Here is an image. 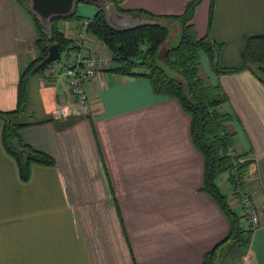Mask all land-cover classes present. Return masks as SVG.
Segmentation results:
<instances>
[{"label":"crops","instance_id":"1","mask_svg":"<svg viewBox=\"0 0 264 264\" xmlns=\"http://www.w3.org/2000/svg\"><path fill=\"white\" fill-rule=\"evenodd\" d=\"M190 1L121 0L116 9L148 21L138 12L179 16ZM97 10L78 4L82 19L61 32L73 40L78 22ZM190 23L198 38L220 46V67H235L246 39L264 37V0H201ZM36 38L25 5L0 0V111L16 108L19 75L37 55ZM199 69L228 98L223 110L233 116L237 151L252 162L244 190L262 217L247 249H232L216 264H238L246 253L264 264V86L248 71L215 76L204 54ZM44 82L40 75L29 80L25 107L32 122L44 123L22 130L20 139L53 165H32L22 182L0 141V264H204L229 224L201 191L203 158L179 104L155 95L143 77L107 70L84 86L89 114L61 119L55 111L67 106L68 92Z\"/></svg>","mask_w":264,"mask_h":264},{"label":"trees","instance_id":"2","mask_svg":"<svg viewBox=\"0 0 264 264\" xmlns=\"http://www.w3.org/2000/svg\"><path fill=\"white\" fill-rule=\"evenodd\" d=\"M18 1L25 5L33 18L37 30L34 42L37 55L19 75L16 108L12 111H0V141L5 152L14 160L19 179L26 182L30 178L32 165H53V160L48 155L32 149L20 139L22 130L44 123L32 122L31 116L26 114L28 82L34 76L42 77L45 67H41L40 63L47 56L51 45H56L59 53L70 49L72 40L61 32L59 21L82 18L76 15L75 9L68 19L52 20L47 33L28 10L27 1ZM120 1L109 0L115 6ZM200 2L201 0H191L179 16H151L138 12L150 22L123 31L111 28L106 21L104 8H98L87 31L111 52L109 72L147 79L155 95L175 100L189 116L190 139L204 162L201 191L218 206L229 224L227 237L204 255V264H216L224 253L232 249H247L252 234L249 226L242 225L244 218L232 209L228 196L223 194L216 180L226 173L227 183L232 190L245 192L247 174L252 162L245 154L237 151L236 134L229 127L233 116L223 110L228 102L225 92L219 85H210L199 75L200 54L209 59L215 76L248 71L264 86V37L256 35L246 39L240 52L239 65L231 68L220 67L217 61L220 46L208 37L198 38L190 23ZM172 24L176 27L171 26ZM172 32H177V43L167 47L166 44L174 41ZM45 122L54 120L48 119ZM58 125L61 128L66 127V123ZM229 149L236 151L233 157L227 155ZM240 159L243 160L242 163H238Z\"/></svg>","mask_w":264,"mask_h":264},{"label":"built area","instance_id":"3","mask_svg":"<svg viewBox=\"0 0 264 264\" xmlns=\"http://www.w3.org/2000/svg\"><path fill=\"white\" fill-rule=\"evenodd\" d=\"M89 24V19L79 21L70 49L65 50L57 60L45 66L42 75L44 83L55 87L63 85L70 97L67 106H60L55 111L57 118L88 115L90 112L89 96L84 86L90 84L101 72L110 68L111 52L89 39L87 31ZM235 154L234 149H229L227 152L230 157ZM242 161L240 159L238 163ZM232 197L235 198L232 209L247 221L252 232L259 229L262 225L261 211L253 196L247 192L232 190L229 198ZM238 264H255V261L250 254L246 253L239 258Z\"/></svg>","mask_w":264,"mask_h":264},{"label":"water","instance_id":"4","mask_svg":"<svg viewBox=\"0 0 264 264\" xmlns=\"http://www.w3.org/2000/svg\"><path fill=\"white\" fill-rule=\"evenodd\" d=\"M27 1L28 10L35 16L44 32L49 33L51 21L54 19H68L74 13L78 4H89L97 8H104L108 25L119 31L134 28L140 24L150 22L131 20L127 14L119 13L116 6L109 0H23ZM59 58L56 45H51L47 56L40 63L45 67Z\"/></svg>","mask_w":264,"mask_h":264},{"label":"rangeland","instance_id":"5","mask_svg":"<svg viewBox=\"0 0 264 264\" xmlns=\"http://www.w3.org/2000/svg\"><path fill=\"white\" fill-rule=\"evenodd\" d=\"M78 6V5H77ZM68 22H73V20H61V21H59V23H58V26H59V28L61 29L62 27H63V24L64 23H68ZM177 32H172L171 33V36H172V38L174 39V41H172L171 43H168V44H166V46L167 47H172V46H174V45H176V43H177V41H176V36H175V34H176ZM90 36V35H89ZM91 37V36H90ZM93 37H91V39H92ZM105 47V46H104ZM106 48V47H105ZM107 49V48H106ZM61 53H59V55H60ZM61 55H63V52H62V54ZM111 66V65H110ZM228 177V175L225 173V174H222V175H220L218 178H217V180H216V183L218 184V186L220 187V189L222 190V192H223V194H225V195H227V192H228V190H229V188H230V193H232V188L228 185V187H226V186H223L222 185V182L226 179ZM228 184V183H227ZM228 189V190H227ZM230 200V205L231 206H233L232 204L235 202V198L234 197H232V198H230L229 199ZM242 225L244 226V227H246V222H245V220H242Z\"/></svg>","mask_w":264,"mask_h":264}]
</instances>
